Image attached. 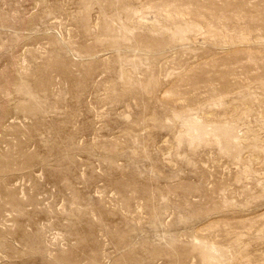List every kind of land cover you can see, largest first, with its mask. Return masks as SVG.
<instances>
[{"label":"rangeland","instance_id":"rangeland-1","mask_svg":"<svg viewBox=\"0 0 264 264\" xmlns=\"http://www.w3.org/2000/svg\"><path fill=\"white\" fill-rule=\"evenodd\" d=\"M0 264H264V0H0Z\"/></svg>","mask_w":264,"mask_h":264}]
</instances>
